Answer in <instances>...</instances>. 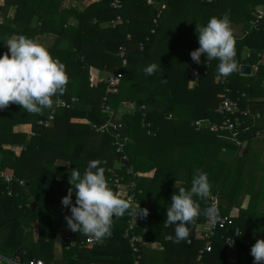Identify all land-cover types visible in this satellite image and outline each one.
<instances>
[{"label":"trees","instance_id":"16d2710c","mask_svg":"<svg viewBox=\"0 0 264 264\" xmlns=\"http://www.w3.org/2000/svg\"><path fill=\"white\" fill-rule=\"evenodd\" d=\"M67 1L4 0V4L0 6V55L8 51L6 43L9 38L23 35L35 41L37 36L44 32L56 35V43L49 52L65 65L70 78L66 92L60 99L70 101L71 97L77 98V102L69 107H59L55 110L50 126L38 123L46 118L49 109L34 114L10 103L7 109L0 110V168H10L16 178L28 180L30 192L38 202L34 209L28 208L23 187L18 183L10 185L12 194L8 195L7 184L0 176V250L18 255L25 263L33 258L50 261L56 234L52 226L51 206L56 204L64 210L65 216L69 215V208L61 203L71 187V184L65 181L66 173L73 168L84 173L89 161L99 160V166L104 169L105 176L109 174V169L118 158L111 145L113 132L118 131L135 141H127L125 153L128 156V164L134 162L137 168H142L145 161L157 159L165 142L166 146H169L172 140L170 136L174 134H198L200 139L207 140L209 145L212 144L211 141L222 142L217 132L208 128L195 131L194 124H190L199 119L218 124L222 119L215 111L219 103L217 94L222 89V86L215 82L219 61L206 60L202 54L201 63L197 64L190 56V52L199 47L196 32L198 24L195 20L197 17L204 18L201 24L204 25L210 17L224 16L225 6L220 0L213 3L200 0H153L158 2L156 5L148 3L147 0H121L120 9L112 7L111 0H95L82 11L67 7ZM227 2H230L228 17L234 19L235 16H240L241 11L236 10L235 0ZM161 3L165 7L154 23ZM11 8H14V14L9 16ZM117 15H120L121 21L113 24L111 21L115 20ZM171 15L180 23L171 26L168 21ZM261 21L264 23V16ZM62 41H67L65 47L62 46ZM238 41L235 56L237 64L241 63L239 52L242 44L261 41L264 48V29L252 28L246 37ZM140 42L144 44L143 49L139 48ZM123 50L124 54L121 56L120 52ZM152 63L158 65V70L152 75L145 74L143 69ZM91 66L108 72H121L123 77L117 89L112 91L103 80L91 85ZM263 68L259 65L257 75ZM241 77L239 73L230 76L229 86L234 91H245L248 95L251 87L247 88L246 83L241 82ZM126 78L130 86L121 87L123 79ZM192 82L195 84L192 85ZM103 97H106V102L114 111L118 110L120 101H132L137 105L133 113H124L120 117L125 125H121L119 130L116 124L110 127L108 132H96L95 124L87 117L88 114L92 115L98 119V123L108 120L107 113L100 107ZM245 105L243 98L240 107L243 109ZM174 119H179L188 126L172 125ZM147 123H151V135H146ZM247 123L250 124V121ZM19 125H23L22 131L16 130ZM245 130L250 132L244 134ZM257 130L256 124L249 125L248 129L244 127L239 130L237 137L242 141L246 135H254ZM188 142L190 140L184 143L186 150L182 164H191L196 170L207 173V163L203 161L204 156L208 154L207 147L197 154L189 150ZM3 144H23L25 147L16 155L11 150L4 149ZM137 144L147 148L148 153H140ZM58 159L68 161V167L56 166L54 163ZM116 172L124 182L128 181L129 174L125 169H116ZM39 182L48 183L51 187L40 188ZM140 187L143 185L137 183L136 188L140 190ZM112 190L117 195V191ZM211 193L217 192L211 189ZM139 194L137 191L136 195ZM240 212L244 215L243 222L237 220L234 223L230 207L223 209L227 224L215 231L210 239V251L204 250L200 259L198 254L205 247L207 238L203 233L195 231L194 227L197 222L206 219L203 211L201 217L188 226V238L179 243H174L170 238L175 236V225L164 226V223H161L155 233L154 229L152 230L150 237L144 218H139L137 225L129 230V236H141L142 241L161 242L165 248L164 259L167 264H253L254 258L250 249L258 239L248 233L258 228V224L250 221L249 217L246 218L245 211ZM33 222L37 224V241L32 247L26 248L24 241L27 228L31 227ZM236 226L239 227L240 234L234 236ZM128 227L129 217L126 213L116 219L106 244L101 242L91 247L84 244L86 235L69 230L68 240L62 239L64 259L67 264H78L73 258L75 253L77 257L83 251L89 253V256H96L103 254L105 248L115 245L114 256L119 264H134L129 240L123 236ZM167 235L169 239H165ZM226 236L235 239L238 248L236 261L226 258ZM137 245L140 246V242ZM141 253V263L146 264L143 248ZM106 254L108 253L104 255Z\"/></svg>","mask_w":264,"mask_h":264},{"label":"crops","instance_id":"0c3cea01","mask_svg":"<svg viewBox=\"0 0 264 264\" xmlns=\"http://www.w3.org/2000/svg\"><path fill=\"white\" fill-rule=\"evenodd\" d=\"M93 1L95 0H68L66 6L82 11ZM220 1L222 5L225 6L224 15L229 16L230 2H227V0ZM3 4L4 0H0V6ZM235 4L236 10L241 11V15L235 16L234 19L228 18L231 22L233 35L235 37V49L237 54L238 40L246 37L248 33L251 32L252 28L257 29L262 27L264 29V23L262 21L259 24H253L254 14L256 11L258 9H262L264 11V0H235ZM13 14L14 8H11L9 16H12ZM168 21L171 26L180 23V21L173 15L169 17ZM195 21L198 25H201L204 18L197 17ZM249 25H251L252 28H250ZM56 40L57 36L49 32H44L35 39L36 42L44 45L48 48V50L54 46ZM248 43L240 46L239 57L241 63H238L237 70L234 71L231 76L235 73H239L242 75L240 79L241 82L246 83L247 88L251 87L248 95L245 91H243L246 94L244 98L246 105L243 109L248 111L246 120L247 122L250 121V124L246 123L245 128L248 129L249 125L254 126L256 124L258 127L257 132H255L254 135H246V137L242 139L240 145L231 141L223 140L219 135L218 137L222 140V142L217 143V141H211L212 144L209 145L208 141L201 140L198 134L178 133L170 136L172 140H170L169 146H166L167 143L165 142L162 153L157 157V159L149 160L148 162L145 161L142 168H137L135 165L136 163L134 164V162L131 163V166L136 174L135 177L137 178V183L143 185V187H140V194L137 196V206L148 209L149 214L144 219L150 237L152 235V230L154 229L153 233H155L156 228H159L161 223H164L166 220L167 208L170 206L172 196L177 191L175 185L177 188L184 187L186 190L191 187V181L194 175L193 173L196 172V168L192 167L191 164L187 166L182 164L186 150L184 143L190 140L187 144L189 145V150L191 152L199 154L207 147L208 154L204 156L203 161L207 163L208 180L211 185V189H214L221 196L224 210L230 207V211L232 212L231 218L233 217L232 220L234 223H236L237 220L240 223L243 222L242 219H244V215H242L240 210L245 211V217H249L250 221L258 224V228L249 231L248 235L256 237V239L264 238V68L261 73L257 75L259 65L264 67V48L261 45V41H250V44ZM66 45L67 41H62V46L65 47ZM242 64L251 66V72L249 74H242L240 72V65ZM107 73L108 71L100 70L91 66L89 68L91 85H96L106 76ZM194 84L195 82H192V85ZM125 102L127 101H120L117 108L120 109L122 104ZM122 115L123 114L120 115L119 113L114 116V119L119 118V122L115 123L118 128H120L121 125H125L123 120L120 118ZM193 122H190V124H193ZM149 124L151 125V123ZM141 125L145 127L143 124ZM172 125L188 126L187 123H184L179 119H174ZM146 127V135H151L152 128L149 127L146 129ZM204 128L206 127L199 129ZM199 129L195 128V131H199ZM16 130L22 131L23 125H19ZM248 132L250 131L245 130L244 134ZM29 137L30 135H28L27 139H29ZM128 142L134 143L135 141L128 137ZM139 145L140 144H137L139 152L147 154L148 149ZM24 147L25 145L23 144H3L4 149H9L16 155H19ZM1 158L2 155L0 154V161ZM129 158L131 159L130 156ZM54 164L58 167H68L69 162L58 159ZM117 165L118 162L116 160L113 167H116ZM70 172L71 171L67 172L65 175V181L68 183H70ZM7 173L12 174V169L7 167L3 169L0 168V176L2 178L3 175ZM81 175H83V173H81ZM187 180H189V182ZM22 181L23 184H21V186L23 187L25 193L24 197L26 198V206L34 209L38 202L30 192V183L28 180L23 179ZM39 184L40 188L49 189L51 187L48 183L39 182ZM124 191L125 189L117 192V196L123 199ZM194 199H196L200 204L202 212L206 208L207 201L199 199L198 197H194ZM74 202L75 198H73V203ZM50 211L52 226L56 230V234L53 242L52 253L49 256L50 261L45 262L47 264H67V260L64 259L63 256L64 247L62 239L68 240L69 229L67 224H65L64 210L56 206V204H53ZM70 214L69 209V215ZM200 217L201 214L195 219V221H197ZM116 219L117 218H114L112 227H114ZM203 222H197V224H195V231L204 234L202 230ZM167 225L168 224L164 223V226ZM235 228L239 229L237 226ZM37 237V224L36 222H33L31 227L27 228L24 241L25 247H32V245L37 241ZM138 238L143 243L144 259L146 264H167V261L164 259L165 248L161 242L155 240L142 241L141 236H138ZM165 239H169V235L165 236ZM107 240L108 237L104 238L102 240V244H106ZM73 244L74 242L71 243V245ZM225 249L226 258L229 261H236L238 259V248L236 244H233ZM104 250L103 254L96 256H89V253L83 251L77 257L75 253L73 258H75L78 264H119L116 256H114V252L116 250L115 245L108 249L105 248ZM107 250L112 251V253H109ZM105 253L108 254L104 255ZM0 264L26 263L22 262L18 255L0 250Z\"/></svg>","mask_w":264,"mask_h":264},{"label":"clouds","instance_id":"9594fccd","mask_svg":"<svg viewBox=\"0 0 264 264\" xmlns=\"http://www.w3.org/2000/svg\"><path fill=\"white\" fill-rule=\"evenodd\" d=\"M196 32L199 47L190 52L195 63H201L203 54L206 60L219 61L217 68L221 77H228L237 70L235 37L227 15L210 17L206 24L197 25ZM6 46L8 51L0 55V110L14 103L28 113L39 114L44 109L55 112L63 103L60 96L66 92L69 83L65 65L53 57L47 47L23 35L9 38ZM157 70L155 63L143 69L147 75ZM100 163L99 160L89 161L83 175L73 168L69 180L71 187L61 200L71 213L65 216L68 229L97 241L111 235L114 218L127 213L136 220L138 215L143 219L149 214L147 208L134 207L129 200L114 193ZM175 187L177 191L167 208L164 223L175 225V236L170 238L179 243L188 238V225L201 214L200 204L194 197L214 198L208 175L200 170L193 175L190 189ZM203 215L210 221H218V205L212 203L203 210ZM250 254L254 258L253 264H264V238L256 240Z\"/></svg>","mask_w":264,"mask_h":264},{"label":"built area","instance_id":"2783aa9c","mask_svg":"<svg viewBox=\"0 0 264 264\" xmlns=\"http://www.w3.org/2000/svg\"><path fill=\"white\" fill-rule=\"evenodd\" d=\"M204 3H213L216 0H200ZM148 3L151 4H158V2H154L153 0H147ZM110 5L112 7H115L117 9H120L122 7L121 0H111ZM164 8V5H160V9L156 14V17L154 18L153 22H157V18L160 15L161 10ZM264 16V11L262 9H258L256 13L254 14V20L253 24H258L260 20ZM117 21H121L120 15H117L115 20L111 21L113 24ZM154 30L152 29L151 32ZM129 36V35H128ZM139 48L143 49L144 44L143 42L139 43ZM124 54V50L120 52V55L122 56ZM238 66V64H237ZM230 76L228 77H221L219 74L215 76V82L220 84L222 86L221 91L217 94V97L219 99V103L215 109L217 113H219L222 117L221 121L218 124H213L209 122L207 119L204 120H196L193 122L196 129L206 127L212 131H215L218 133V135L223 139L227 141H231L237 145L241 144V140L238 139V133L239 130L244 129L247 120L246 116L248 115V111L242 109L240 107V102L243 98H245L246 94L245 92H237L234 91L231 86H229L230 82ZM122 73L121 72H108L106 76L102 79L105 81L108 85L109 89L116 88L121 79H122ZM62 100V105L60 107H69L71 104L77 102L76 97H71L70 101ZM100 107L103 112L107 113L108 120L104 123H98L94 125V129L96 132L104 133L110 131V127H113L116 125L113 121V118L116 114H124V113H133L137 109V105L132 101H127L122 104L121 108L117 111H114L111 106L106 102V97H103L100 103ZM144 106H141V109H143ZM54 120V112H51L50 110L47 113V116L44 120H39L38 123L40 125L44 126H50L52 121ZM149 123L146 124L147 127H149ZM117 130H119L118 127H116ZM128 141V137L125 135H122L120 132L116 131L113 132V140L111 142V145L113 147V151L117 154V162L118 165L116 167H113L109 170V174L106 176V179L108 181V184L111 189H115L117 192L124 191V198L129 200L134 207L137 206V191L139 192V189H137V180H136V174L131 166V164H128V156L125 153V146ZM116 169H125L126 173L129 174L128 181L124 182L122 178L118 175L116 172ZM4 181L7 184L6 187V193L8 195L12 194V190L10 188V185L12 183H18L19 185L23 184L22 180H19L18 178H15L12 174H4L3 175ZM212 197L214 199H208L207 205L210 206L212 203H216L219 207V216L220 219L218 221H210L207 217L202 223V230L204 232L205 237L207 238L205 247L199 251L198 259H200L201 254L203 251H210L211 249V237L215 234V231L219 228L225 227L227 224V220L225 216L223 215V201L221 199V196L218 193H211ZM129 217V227L125 229L123 236L128 238L129 245L132 249L133 256H134V264H142V253L141 249L143 248V243L140 241L138 236L132 235L129 236V230L134 228L138 221L140 216L138 215L136 217L131 216L127 214ZM240 234V230L238 228L234 229V236H237ZM225 244L228 248L229 246L235 244V239L232 236H226L225 237ZM102 241H97L91 236H86L84 240V244L87 246H93L101 243ZM140 242V246L137 245V243ZM26 264H47L44 260L40 258H33L29 260Z\"/></svg>","mask_w":264,"mask_h":264},{"label":"water","instance_id":"95a60500","mask_svg":"<svg viewBox=\"0 0 264 264\" xmlns=\"http://www.w3.org/2000/svg\"><path fill=\"white\" fill-rule=\"evenodd\" d=\"M240 72L242 74H249L251 72V66L247 64L240 65ZM87 117L92 123L98 124V119H96L92 115L88 114Z\"/></svg>","mask_w":264,"mask_h":264},{"label":"rangeland","instance_id":"374dc122","mask_svg":"<svg viewBox=\"0 0 264 264\" xmlns=\"http://www.w3.org/2000/svg\"><path fill=\"white\" fill-rule=\"evenodd\" d=\"M123 85H124V86L126 85V87H127V86H130V82L128 81L127 78H126V79H123L122 84H121V87H122ZM117 87H118V86H117ZM117 87L114 88V89L116 90ZM114 89H113V90H114ZM120 115H121V114H120ZM117 117H118V116H117ZM113 121H114V123L119 122V118H115V119L113 118Z\"/></svg>","mask_w":264,"mask_h":264}]
</instances>
